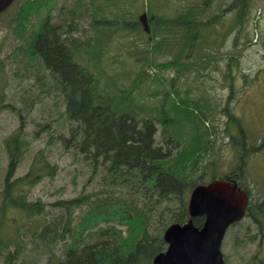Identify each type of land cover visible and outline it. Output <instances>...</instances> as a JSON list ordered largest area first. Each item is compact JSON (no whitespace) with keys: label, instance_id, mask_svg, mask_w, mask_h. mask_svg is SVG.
Here are the masks:
<instances>
[{"label":"trees","instance_id":"obj_1","mask_svg":"<svg viewBox=\"0 0 264 264\" xmlns=\"http://www.w3.org/2000/svg\"><path fill=\"white\" fill-rule=\"evenodd\" d=\"M51 1L33 0L19 13L16 20L21 24H16L14 33L28 34L30 29L24 24L25 20L39 9L47 8ZM92 1L90 4L95 6L99 0ZM251 2L236 0L233 4L232 7H239L240 21ZM99 9L102 11L100 6ZM202 12L201 6H192L173 18L155 17L153 20L147 14L153 29L149 26L144 30L152 33L153 44L144 53L149 56L166 50L167 54H173L172 59L155 66L171 68L183 76L193 75L196 70L199 77L215 81L211 72L206 74L194 67L198 58L192 53L198 46L203 48L202 31L210 25L200 18ZM69 13L71 19L64 18L58 24H52L49 18L42 19L39 28L31 30L27 36L31 41L28 48L31 57L43 63L63 98L64 112L71 123L70 135L61 136L63 146L82 155L93 173L101 172L106 189L94 202L97 207L78 225L73 223V214L87 198L56 204L59 214L55 217L41 202L36 208L26 205L22 209L30 226L24 232L25 241L9 240L6 245L0 238V246L5 249L16 243L15 250L8 252L3 264H18L32 243L39 244V247L34 244L32 252H37L38 260L46 256L47 264H154L155 257L168 248L164 240L167 228L191 219L188 205L192 191L215 179L236 181L250 194L246 217L236 225L246 224L247 230L256 229L250 239L252 243L259 239V249L251 262L264 264V196L254 200L247 183L249 160L264 149V138L257 140L259 143L252 139L241 118L229 107L228 100L224 103L212 98L207 91H197L193 94L198 96L193 97L190 88L181 90L184 83H177L175 76L166 80L167 85L162 90L152 93L158 98L156 106L147 108L139 104L136 99L144 96L143 93L134 92L132 86L128 88L125 84L117 86L118 82L129 79L125 70H113L114 75L107 78V72L94 71L105 56L97 55V63L91 68L90 63L86 66L79 63L83 60L79 55L81 46L87 42L93 44L75 38L79 28L74 12ZM132 25L140 29L141 24ZM107 42L109 40L103 41ZM173 47L177 48L175 53L171 52ZM23 56L27 59L24 52ZM226 58L231 66L232 56ZM215 59L203 58L202 63H210L208 68L211 69ZM113 63L124 65V60L117 59ZM218 67L215 66L216 71ZM229 87L231 93H235L231 84ZM220 115L224 117L220 119ZM8 146L11 148L12 143ZM226 148L234 152L236 162L230 172L224 173L221 163ZM13 157L14 166L19 165L20 153ZM15 168L12 167L11 175ZM34 171H30L29 177ZM40 172L41 180L44 165ZM48 175L54 177L56 172L53 170ZM40 180L8 183L5 198L8 197L9 205L2 202L1 211L6 208L20 211L26 198L18 206L14 200L19 203L20 192L12 190L18 184L31 181L36 185ZM117 194L122 195L112 201ZM111 221L116 223L110 224ZM204 222V217L194 220L198 227ZM59 243H63V252L56 256L53 250Z\"/></svg>","mask_w":264,"mask_h":264},{"label":"rangeland","instance_id":"obj_2","mask_svg":"<svg viewBox=\"0 0 264 264\" xmlns=\"http://www.w3.org/2000/svg\"><path fill=\"white\" fill-rule=\"evenodd\" d=\"M32 2L18 0L14 9L0 18V238L6 245L9 240L25 241L24 232L30 226L22 209L26 205L36 208L41 202L44 209L55 217L63 200L87 198L80 208L73 210V223L78 225L88 212L97 207L94 202L106 189L103 174L93 173V168L82 155L73 149H65L61 142V136L70 135L71 127L64 112L63 98L43 63L37 57L32 58L28 48L31 41L27 36L31 30L39 28L42 19L49 18L52 24H58L64 18L71 19L69 11H73L79 28L75 38L93 44L87 42L81 46L79 55L83 60L79 63L84 66L90 63L88 66L91 68L97 63V55L105 56L94 71L97 74L107 72V78L114 75L113 70H125L129 79L118 82L117 86L125 84L128 88L132 86L134 92L143 93L144 96L136 99L139 104L147 108L156 106L158 98L152 93L162 90L167 85L166 80L175 76L177 83H184L181 90L190 88L193 97L198 96L193 94L197 91H207L212 98L224 103L228 100L229 107L241 118L252 139L260 142L264 138V0H252L241 21L239 7H232L236 0H99L95 6L90 4L92 0H52L47 8L39 9L25 20L24 24H28L30 29L28 34L17 35L14 30L16 24L21 23L16 19ZM192 6H201L200 18L205 24H210L202 31L203 48L198 46L192 53L198 58L194 67L206 74L211 72L215 81L199 77L196 70L193 75L183 76L171 68H158L155 64L173 58V54H167L166 50L149 56L144 53L153 44L152 33H146L144 29L147 26L153 29V23L150 18L139 22V17L148 14L153 20L155 17L173 18ZM132 24H141L140 29ZM104 40L109 42L103 43ZM176 51L177 48L173 47L171 52ZM228 55L234 60L231 66L227 64ZM203 58H216L212 60L211 69L208 68L210 63H202ZM117 59L124 60V65L114 64ZM216 65L219 66L217 71ZM229 84L235 93H231ZM224 127L222 124L221 128ZM9 143H12L10 150L14 152L13 156L19 151L21 157L12 175L9 172ZM233 153L230 148L225 149L222 172H230L235 165ZM41 165L45 166V172L40 180ZM32 169L35 171L29 177ZM53 170L56 175L50 177L48 174ZM247 175L254 200L262 199L264 149L249 160ZM23 176L24 180L40 181L36 185L31 181L18 184L12 190L20 192L19 203L13 199L18 206L26 198L20 211L14 208L1 211L2 202L9 205L4 190L6 180ZM120 195L111 200L115 201ZM56 204L59 206L55 207ZM115 223L111 221L110 224ZM246 226L235 225L228 230L222 246L227 264H252L251 258L259 249V239L252 243L250 238L256 229L247 230ZM34 244L28 246L27 254L18 264H47L46 256L38 260L37 252H32ZM35 245L39 247L38 243ZM1 246L0 264H3L8 252L15 250L16 243L6 249ZM62 248L63 243L57 244L54 254L59 256Z\"/></svg>","mask_w":264,"mask_h":264},{"label":"water","instance_id":"obj_3","mask_svg":"<svg viewBox=\"0 0 264 264\" xmlns=\"http://www.w3.org/2000/svg\"><path fill=\"white\" fill-rule=\"evenodd\" d=\"M13 1L0 0V14ZM249 204V194L236 181L216 179L197 186L189 198L191 219L167 228L168 248L155 257L154 264H226L223 241L229 228L245 218ZM199 217L205 218L202 227L194 224Z\"/></svg>","mask_w":264,"mask_h":264},{"label":"flooded vegetation","instance_id":"obj_4","mask_svg":"<svg viewBox=\"0 0 264 264\" xmlns=\"http://www.w3.org/2000/svg\"><path fill=\"white\" fill-rule=\"evenodd\" d=\"M17 3H18V0H14V1L12 2V4L6 9V11H4V12H2V13L0 14V18H1L4 14L8 13L10 10L14 9V7H15V5H16ZM1 105H2V103L0 102V108H1ZM10 149H11V148L8 146V156H9V158H10V161H9V172L12 170V167H13V168L16 167V168L14 169V172H16L18 165L16 164V165L14 166V164H15V163H14L15 158L13 157L14 152H13L12 150H10ZM18 153H19V151L17 152V154H18ZM14 156H15V155H14ZM15 180H24V176H23V177H16V178L14 177V179H13V180L11 179V181L6 180L4 190L6 189L8 183L13 184V182H14Z\"/></svg>","mask_w":264,"mask_h":264},{"label":"bare ground","instance_id":"obj_5","mask_svg":"<svg viewBox=\"0 0 264 264\" xmlns=\"http://www.w3.org/2000/svg\"><path fill=\"white\" fill-rule=\"evenodd\" d=\"M207 105V104H206ZM209 115V114H208ZM211 119V118H210ZM169 145V144H168ZM165 150V149H164ZM60 220V219H59Z\"/></svg>","mask_w":264,"mask_h":264}]
</instances>
